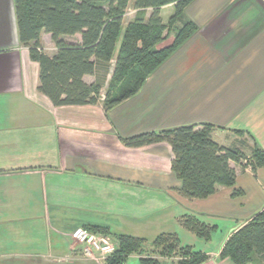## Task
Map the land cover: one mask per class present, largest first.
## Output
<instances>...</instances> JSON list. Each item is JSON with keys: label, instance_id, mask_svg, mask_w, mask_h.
I'll use <instances>...</instances> for the list:
<instances>
[{"label": "crops", "instance_id": "0c3cea01", "mask_svg": "<svg viewBox=\"0 0 264 264\" xmlns=\"http://www.w3.org/2000/svg\"><path fill=\"white\" fill-rule=\"evenodd\" d=\"M14 3L0 0V264H104L72 240L80 227L115 245L121 235L145 239L148 250L159 236L176 235L209 257L203 264H232L220 253L264 210V168L232 162L234 187L190 200L178 192L170 144L125 140L211 124L222 146L264 150V0H194L185 18L198 32L109 112L101 103L56 107L38 90L40 66L20 43ZM41 44L55 55L50 34ZM186 217L214 227L210 239L184 227Z\"/></svg>", "mask_w": 264, "mask_h": 264}, {"label": "trees", "instance_id": "16d2710c", "mask_svg": "<svg viewBox=\"0 0 264 264\" xmlns=\"http://www.w3.org/2000/svg\"><path fill=\"white\" fill-rule=\"evenodd\" d=\"M193 1L134 0L136 16L125 28L131 0H15L14 4L20 43L40 66L38 90L56 107L97 105L104 84H88L85 77H97L99 69H111L104 103L109 112L136 96L148 78L198 32V25L185 18ZM167 6H173L174 13L165 24L161 9ZM148 10L152 11L149 16ZM44 32L51 35L57 49L54 56L42 47ZM76 35L81 36L80 43L64 40ZM214 128L210 124L188 125L125 142L130 147L170 144L172 170L181 183L178 192L190 200H203L214 195L218 186H235L232 162L253 172L264 168L262 148L254 146L246 154L245 142L240 147L222 146L213 139ZM182 224L205 241L215 230L192 217L183 219ZM147 244L145 239L121 235L104 264H125L134 254L144 256L141 264H161L163 259L180 257L177 264H203L209 258L181 246L176 235L159 236L149 250ZM220 258L232 264H264V210L229 237Z\"/></svg>", "mask_w": 264, "mask_h": 264}, {"label": "built area", "instance_id": "2783aa9c", "mask_svg": "<svg viewBox=\"0 0 264 264\" xmlns=\"http://www.w3.org/2000/svg\"><path fill=\"white\" fill-rule=\"evenodd\" d=\"M72 240L83 246V254L91 259L105 263V260L111 256L116 246L110 240L93 234L89 229L77 228L71 235Z\"/></svg>", "mask_w": 264, "mask_h": 264}, {"label": "rangeland", "instance_id": "374dc122", "mask_svg": "<svg viewBox=\"0 0 264 264\" xmlns=\"http://www.w3.org/2000/svg\"><path fill=\"white\" fill-rule=\"evenodd\" d=\"M133 1L134 0H131V4H130V6H129V9H128V11H127V13H126V16H125V18H124V28H125V25H127L129 22H131L134 18H135V16H136V14H135V11H134V9H133V5H132V3H133ZM162 11V18H163V20H164V23L165 24H168V21H169V19H170V17L173 15V13H174V9H173V6H167V7H164V8H162L161 9ZM151 10H148V11H146V13H147V16H149L150 14H151ZM179 24V23H178ZM177 24V25H178ZM182 24V23H181ZM124 30V29H123ZM171 39H172V35L171 36H169V38H168V41H166L165 42V45L166 44H168V42H170L171 41ZM118 47H117V50H116V54H117V52H118ZM111 74H112V71H111V69L110 70H107V69H99L98 71H97V77H92V78H90V81H89V84H93V83H95V82H102L103 84H104V89H103V96H102V98L100 99V103H101V105H103V107H104V103H105V93H106V91H107V88H108V86H109V83H110V79H111ZM211 125V124H210ZM214 126V125H213ZM215 127V126H214ZM165 131H167L166 129H164V128H162V129H158L157 131H152V132H155V133H158V134H162V132H165ZM151 132V133H152ZM146 133H150V132H145V133H142V134H146ZM142 134H140V135H142ZM162 143V142H161ZM248 151H249V153H250V149H247ZM248 153V154H249ZM116 246V245H115ZM174 263H177L179 260H181V257L180 258H172L171 259Z\"/></svg>", "mask_w": 264, "mask_h": 264}]
</instances>
